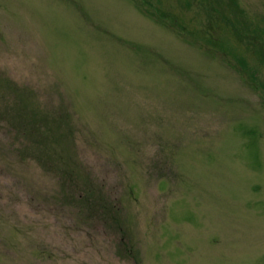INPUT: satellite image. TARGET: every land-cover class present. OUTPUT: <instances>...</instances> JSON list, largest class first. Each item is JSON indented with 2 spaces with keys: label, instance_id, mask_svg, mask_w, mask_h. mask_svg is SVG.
<instances>
[{
  "label": "rangeland",
  "instance_id": "obj_1",
  "mask_svg": "<svg viewBox=\"0 0 264 264\" xmlns=\"http://www.w3.org/2000/svg\"><path fill=\"white\" fill-rule=\"evenodd\" d=\"M0 264H264V0H0Z\"/></svg>",
  "mask_w": 264,
  "mask_h": 264
},
{
  "label": "trees",
  "instance_id": "obj_2",
  "mask_svg": "<svg viewBox=\"0 0 264 264\" xmlns=\"http://www.w3.org/2000/svg\"><path fill=\"white\" fill-rule=\"evenodd\" d=\"M33 128L36 126L35 123H31ZM15 130H14V133H15V139H18V140H21V139H25L27 140L26 138V133H25V129H24V122L21 120L19 123H18V126H14ZM34 131L31 130V134L30 136H33V137H36L35 135H33ZM24 137V138H23ZM28 141V140H27ZM75 169V167H74ZM74 175H75V172H74ZM77 185V183H76ZM80 200L82 201V203L86 204L88 206V203L90 201V199L88 197H86V193H85V196L82 198H80ZM113 211L114 213L117 211L116 208H114V205H113ZM118 213V212H116Z\"/></svg>",
  "mask_w": 264,
  "mask_h": 264
}]
</instances>
